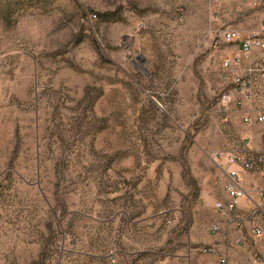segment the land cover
Segmentation results:
<instances>
[{
    "label": "rangeland",
    "instance_id": "obj_1",
    "mask_svg": "<svg viewBox=\"0 0 264 264\" xmlns=\"http://www.w3.org/2000/svg\"><path fill=\"white\" fill-rule=\"evenodd\" d=\"M262 11L0 0V264L247 263L227 243L254 223L239 229L215 207L229 156L248 149L225 99L238 42L216 49L212 30L245 33Z\"/></svg>",
    "mask_w": 264,
    "mask_h": 264
},
{
    "label": "built area",
    "instance_id": "obj_2",
    "mask_svg": "<svg viewBox=\"0 0 264 264\" xmlns=\"http://www.w3.org/2000/svg\"><path fill=\"white\" fill-rule=\"evenodd\" d=\"M224 0H214L215 3H222ZM261 24L264 26V11L260 16ZM215 33L213 46L219 49L224 44H232L238 42L237 48L228 52L224 59V64L227 73L230 75L233 69H237L235 74V90L242 95L240 98H234L232 91L225 94V99L229 102H235L238 109L244 106V98L251 97L254 92L264 89V28L250 29L247 32L232 26L228 22H223L220 29L212 30ZM256 50L259 53L255 54ZM255 58V59H254ZM254 59V60H253ZM245 60H252L248 66H244ZM256 112L255 120L259 123H264V107L253 109ZM245 121L252 119L250 116L244 118ZM220 156L219 153L215 154ZM230 157V163L239 164L242 170L229 168L226 170L225 191L227 193L226 201H216V209L227 215L230 221H240L239 228H242V221L245 217L240 216L238 212L241 200L248 195L243 186L244 172L257 171L264 177V151L237 153ZM253 209L248 220L254 223L253 235L254 242L257 237L263 234L261 221L264 220V188L257 191V198L253 199ZM212 230L218 232L219 225H214ZM229 248L234 246H242L245 244L243 237H238L236 240L228 238ZM229 253V252H228ZM227 252L220 258L219 264H241L231 259ZM254 262L256 264H264V258L259 253H254Z\"/></svg>",
    "mask_w": 264,
    "mask_h": 264
},
{
    "label": "crops",
    "instance_id": "obj_3",
    "mask_svg": "<svg viewBox=\"0 0 264 264\" xmlns=\"http://www.w3.org/2000/svg\"><path fill=\"white\" fill-rule=\"evenodd\" d=\"M262 28H264V26L260 23L255 29ZM257 53H259V50H256L255 54ZM251 62L252 60H245L243 65L248 66ZM232 73L236 74L238 73V70L233 69ZM232 93L234 98L242 97L241 93L235 89L232 90ZM258 107H264V89L254 92L251 97L244 98V106L239 110L244 118L248 116L252 118L249 121H246V129L248 130V132L245 136L248 138V149L244 153L250 151H264V123H259L255 120L256 112L253 110ZM229 167L236 170H242V167L239 164L232 163L229 164ZM243 186L245 187L248 195L241 200L238 208L240 216L245 217L242 228L244 226H249L248 224L251 223V220H248L246 217H249V215L251 214L254 206L253 199L257 198L258 189L264 188V177L260 172L257 171H245ZM261 225L264 231V220L261 221ZM233 226L238 228L237 223H234ZM238 237L239 236L237 232L235 237L233 236L231 239L236 240ZM241 237L245 239V244L242 246L234 247H238V249H240V251L243 253L242 258H246V260L249 259L247 260L248 264H256L254 262V253H259L264 258V237L254 242L253 230L249 228L246 230V233L241 234ZM241 262L243 264H247L245 260H242Z\"/></svg>",
    "mask_w": 264,
    "mask_h": 264
},
{
    "label": "water",
    "instance_id": "obj_4",
    "mask_svg": "<svg viewBox=\"0 0 264 264\" xmlns=\"http://www.w3.org/2000/svg\"><path fill=\"white\" fill-rule=\"evenodd\" d=\"M139 58L143 59V56L141 55V56H139Z\"/></svg>",
    "mask_w": 264,
    "mask_h": 264
}]
</instances>
